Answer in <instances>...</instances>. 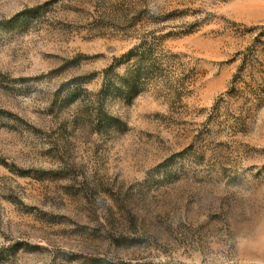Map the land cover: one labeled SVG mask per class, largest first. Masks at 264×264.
<instances>
[{"label":"rangeland","instance_id":"1","mask_svg":"<svg viewBox=\"0 0 264 264\" xmlns=\"http://www.w3.org/2000/svg\"><path fill=\"white\" fill-rule=\"evenodd\" d=\"M0 264H264V0H0Z\"/></svg>","mask_w":264,"mask_h":264}]
</instances>
